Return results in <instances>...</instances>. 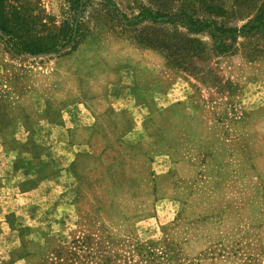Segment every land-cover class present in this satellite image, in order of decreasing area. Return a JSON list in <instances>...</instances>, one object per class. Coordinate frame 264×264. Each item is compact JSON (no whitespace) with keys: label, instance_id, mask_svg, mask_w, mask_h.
Here are the masks:
<instances>
[{"label":"rangeland","instance_id":"obj_1","mask_svg":"<svg viewBox=\"0 0 264 264\" xmlns=\"http://www.w3.org/2000/svg\"><path fill=\"white\" fill-rule=\"evenodd\" d=\"M69 7L6 3L40 38L57 35ZM185 7L241 27L264 0H95L69 54L16 55L0 41V132L17 166L25 151L41 168L21 187L61 168L39 139L76 145L39 204L2 200L21 243L0 250V264H42L64 244L76 264H264V34H240L224 52L168 16L139 21Z\"/></svg>","mask_w":264,"mask_h":264},{"label":"trees","instance_id":"obj_2","mask_svg":"<svg viewBox=\"0 0 264 264\" xmlns=\"http://www.w3.org/2000/svg\"><path fill=\"white\" fill-rule=\"evenodd\" d=\"M94 1L69 0V16L64 19L57 35L40 38L25 35L20 19H12L7 13V0H0V41L6 46L7 50L16 55L69 54L77 50L87 36L86 16ZM123 16L130 21L127 15L124 14ZM165 16H168L170 22L184 24L190 31L195 33L207 32L217 41L218 48L224 52L231 49L240 34L245 35L252 32L264 34V9L254 19L241 27L226 26L212 19H202L197 17L192 9L186 7L174 15L153 13L151 11L145 12L139 21L149 19L157 21L160 17L164 20ZM228 40L232 42L228 43ZM73 246L76 248L78 244L75 243ZM74 255L75 252L72 246L64 244L54 249V257L50 261L42 264H76L72 261Z\"/></svg>","mask_w":264,"mask_h":264},{"label":"crops","instance_id":"obj_3","mask_svg":"<svg viewBox=\"0 0 264 264\" xmlns=\"http://www.w3.org/2000/svg\"><path fill=\"white\" fill-rule=\"evenodd\" d=\"M81 106V104H79ZM83 114L87 117L91 114L90 111L82 104L79 107ZM90 119V118H89ZM92 120V119H91ZM85 124V123H84ZM68 126L70 124L67 123ZM17 139H20L21 129L13 130ZM69 135V134H68ZM6 137L2 132H0V154H2L5 159L0 160V250L8 251L12 250L17 246L18 243H21V233L19 227L12 226V223L9 221V218L13 216V208L8 202H2L5 197L8 196H17L18 199L23 200V206L27 209V205L39 204L42 199H38L37 195L42 190L43 185L48 183H53L60 178H65L64 173H67V168L72 163V159L76 156V145L70 142V138L66 137L65 142L62 143H44L42 139H39V142L42 145L47 146V152L58 153L54 155L61 168H57L59 171L56 175L49 176L48 178H42L39 180L38 184H35L28 190H24L21 186L22 183L26 181H31L33 179H38L41 174L40 163L38 160H34L30 152L25 153V162L23 166H17L19 152L18 149L11 144H6ZM23 151V150H22ZM43 158V156L41 157ZM68 163H64L66 161ZM7 204V205H6ZM25 217H24V221ZM25 225V223H23ZM20 226V225H19Z\"/></svg>","mask_w":264,"mask_h":264}]
</instances>
